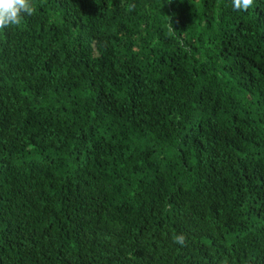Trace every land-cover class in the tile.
Listing matches in <instances>:
<instances>
[{
	"label": "trees",
	"instance_id": "trees-1",
	"mask_svg": "<svg viewBox=\"0 0 264 264\" xmlns=\"http://www.w3.org/2000/svg\"><path fill=\"white\" fill-rule=\"evenodd\" d=\"M32 4L0 31V264H264V0Z\"/></svg>",
	"mask_w": 264,
	"mask_h": 264
},
{
	"label": "clouds",
	"instance_id": "clouds-1",
	"mask_svg": "<svg viewBox=\"0 0 264 264\" xmlns=\"http://www.w3.org/2000/svg\"><path fill=\"white\" fill-rule=\"evenodd\" d=\"M232 4L235 11H247L253 6L254 0H232ZM134 7V5H129L128 11H133ZM35 12L36 8L32 4V0H0V31L12 26H19L25 16L34 15ZM173 241L181 246L186 245L184 234L174 235Z\"/></svg>",
	"mask_w": 264,
	"mask_h": 264
}]
</instances>
